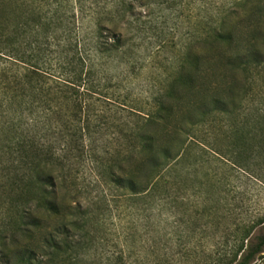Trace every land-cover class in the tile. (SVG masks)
Instances as JSON below:
<instances>
[{"label":"trees","instance_id":"1","mask_svg":"<svg viewBox=\"0 0 264 264\" xmlns=\"http://www.w3.org/2000/svg\"><path fill=\"white\" fill-rule=\"evenodd\" d=\"M152 2L26 0L14 29L0 21V264H92L103 242L95 233L114 212L183 216L195 155L209 150L237 167L262 155L264 106L242 110L254 83L264 85V0H232L206 17L141 113L94 61L133 46ZM200 202L194 212L204 214ZM215 232L201 264H264V217ZM132 246L104 262L127 264Z\"/></svg>","mask_w":264,"mask_h":264},{"label":"rangeland","instance_id":"2","mask_svg":"<svg viewBox=\"0 0 264 264\" xmlns=\"http://www.w3.org/2000/svg\"><path fill=\"white\" fill-rule=\"evenodd\" d=\"M25 2L0 0V21L14 29L24 16ZM230 2L232 0H153L149 15L134 22V38L130 41L133 46L116 54L115 61L95 59L94 65H104L101 74L112 76V81L117 83L111 89L127 96V101L141 113L152 110L155 96L175 74L184 57L190 37H200L205 18L215 17L218 8ZM138 8L143 10L142 14L145 12V7ZM5 64L0 61V65ZM252 88L256 91L249 99H253L254 104L250 100L245 103L242 112L246 114L251 107L264 106V85L258 80ZM122 115L127 116L126 111ZM196 135L204 136L199 131ZM223 142L220 139L215 142L222 152ZM263 151L262 148L261 156L249 158L242 167L209 150L202 158L195 155L197 158L189 160L190 173L182 179L187 187L183 202L189 206L183 216L174 208L161 215L153 212L150 217L128 214V211L114 212L107 226L95 233L102 236L103 242L91 251L89 258L95 260L92 264H106L102 256L105 252L125 249L130 242L134 243L132 248L136 254L124 255L127 264H201L208 256L207 251H202L204 244L215 245L219 240V232L212 234L215 228L248 225L264 217ZM196 189L201 192L197 193ZM171 195L176 196L175 192ZM218 198L221 202H216ZM197 201H201L200 210L204 214L194 212ZM128 219L134 222L126 223ZM206 221L208 226H205ZM181 223L193 230V234H181L178 226Z\"/></svg>","mask_w":264,"mask_h":264}]
</instances>
